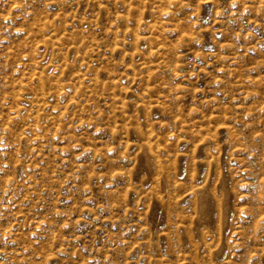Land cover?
Segmentation results:
<instances>
[{"label": "rangeland", "instance_id": "rangeland-1", "mask_svg": "<svg viewBox=\"0 0 264 264\" xmlns=\"http://www.w3.org/2000/svg\"><path fill=\"white\" fill-rule=\"evenodd\" d=\"M0 264H264V0H0Z\"/></svg>", "mask_w": 264, "mask_h": 264}, {"label": "bare ground", "instance_id": "bare-ground-1", "mask_svg": "<svg viewBox=\"0 0 264 264\" xmlns=\"http://www.w3.org/2000/svg\"><path fill=\"white\" fill-rule=\"evenodd\" d=\"M201 190V189H200ZM203 194V193H202ZM202 196V195H201ZM204 196V195H203ZM199 197V196H198ZM201 200H203L202 198H201ZM203 204V203H202ZM201 209H202V207H201ZM202 211V210H201Z\"/></svg>", "mask_w": 264, "mask_h": 264}]
</instances>
